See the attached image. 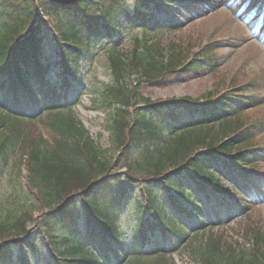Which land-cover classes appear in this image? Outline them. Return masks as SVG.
Here are the masks:
<instances>
[{"label":"trees","instance_id":"obj_1","mask_svg":"<svg viewBox=\"0 0 264 264\" xmlns=\"http://www.w3.org/2000/svg\"><path fill=\"white\" fill-rule=\"evenodd\" d=\"M179 1L0 0V173L12 164L22 179L20 192L35 196L29 209L0 221V264H42V246L50 250L51 264H175L165 261L173 251L191 249V234L197 240L206 228L248 216L250 203L242 198L232 203L221 183L229 182L238 197L256 188L247 159L257 150L242 148L251 125L230 135L212 127L224 125L235 105L254 103L256 97L241 86L202 102L187 97L152 102L140 93L134 103L141 105L130 110L138 84L140 92L142 85L212 69L211 44L184 59L180 50L159 43L162 32L178 29ZM239 1L264 34V0ZM133 25L138 31L123 43L122 35ZM49 27L59 43L57 83L48 75ZM96 50L107 51L101 62L114 84L85 91L100 94L102 107L120 105L106 123L112 154L66 104L77 85L83 88V62ZM126 76L136 83L133 88ZM27 125L45 130L31 133ZM145 140L163 146L155 160L145 158L146 175L136 178L127 154ZM130 197L134 217L125 233L117 217L121 199ZM205 205L211 220L205 218ZM169 235L174 240L166 245ZM244 237L225 244L209 239L192 259L264 264V231ZM145 243L154 253L139 252Z\"/></svg>","mask_w":264,"mask_h":264},{"label":"rangeland","instance_id":"obj_2","mask_svg":"<svg viewBox=\"0 0 264 264\" xmlns=\"http://www.w3.org/2000/svg\"><path fill=\"white\" fill-rule=\"evenodd\" d=\"M179 17L178 29L173 31L162 32L158 36L161 47L172 46L175 50L182 52V58H189L190 54L199 52L200 49L211 44L214 49L212 69H202L200 72L191 74V76L179 75L175 79H171L165 83L156 85H142L139 92V84L136 94L132 101L130 110L136 105L135 100L140 99V93L144 98L152 102L160 100L188 98L195 99L200 102L213 98L223 91L233 88L234 86L244 87L247 96L256 97V101L251 104L235 105L237 109L232 116L228 117L222 125V122L215 123L212 131L221 133L227 131L228 135L232 134L236 128H246L250 126V131L243 141H247L242 148L255 149L257 151L250 152L247 159V167L253 166L254 170L248 171L252 175L257 190L263 195L260 200L253 199L254 190L252 188L243 191V194H233V189L229 182L222 181L221 185L227 190L232 203L239 198L246 199L248 203H261L260 205H251L248 216L236 222L230 218L224 220L222 225L224 228L216 226L208 233L195 240V236L191 234L190 240H194L189 245L191 249L173 251L168 256L166 263L175 264H197L192 258L199 252L206 241L209 239L219 241L221 243H230L238 240L243 242L244 235L251 234L254 230L264 231V34L260 32L261 26L247 18L245 2L239 0H181L177 11ZM169 27V25L167 26ZM166 28V29H167ZM138 27L133 25V29L124 32L122 42L130 34H135ZM45 38L46 54H48V75L53 82H59L57 78V64L55 60L58 58V42L57 36L53 34L50 27L46 28ZM126 47L130 46L125 43ZM104 47V46H101ZM106 50L98 51L90 60L84 61L81 71L83 88L77 85L68 95L67 105L72 106L71 116L81 122L83 127L88 131L98 144L106 149L109 154L114 153L115 148L112 146L111 137L109 136L107 119L108 114L117 113L118 104H112L108 107H102L100 103V94L85 91L90 86H96L104 89L106 85H113L111 76L106 71V65H103V58ZM128 86L134 87L136 83L132 82L131 77H125ZM255 100V99H254ZM140 101V100H139ZM191 126V125H186ZM31 133L45 130L44 126H26ZM178 130V127L174 128ZM233 129V130H232ZM209 131V130H208ZM222 134V133H221ZM168 140V138H167ZM162 141L158 144H152L149 140H145L143 145H136L127 154V162L131 164L132 174L136 178H142L146 175L143 164L150 157L152 162L158 157L157 149L162 147ZM144 162V163H143ZM142 164V165H141ZM120 171H126L121 167ZM128 171V170H127ZM23 172V171H22ZM25 173V172H24ZM21 177H18L11 164L0 173V221L10 220L13 216L25 209L31 207V201L35 200V196L31 193L26 198L20 192ZM133 197V195L131 196ZM130 198L121 199L119 205V213L117 217L118 228L121 232L127 233L131 228L134 217L132 200ZM263 201V202H261ZM206 207V205H205ZM169 211V210H168ZM37 211H32V215L36 216ZM212 211L206 207L205 218L211 220ZM29 228L33 227L28 223ZM248 232V233H247ZM33 235V230L30 232ZM188 237V236H187ZM166 245L169 241L174 240V236L169 235ZM1 239V238H0ZM184 239L183 242H185ZM166 246L165 251H172ZM142 254H150L153 252V246L145 244L139 247ZM50 250L46 246H42L40 257L42 264H51ZM148 264H156L148 262Z\"/></svg>","mask_w":264,"mask_h":264}]
</instances>
